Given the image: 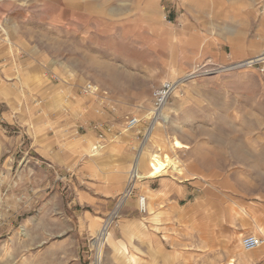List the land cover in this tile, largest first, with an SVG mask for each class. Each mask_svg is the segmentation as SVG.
Returning <instances> with one entry per match:
<instances>
[{"label": "rangeland", "instance_id": "374dc122", "mask_svg": "<svg viewBox=\"0 0 264 264\" xmlns=\"http://www.w3.org/2000/svg\"><path fill=\"white\" fill-rule=\"evenodd\" d=\"M208 67L147 137L153 90ZM246 234L264 238V0H0V264H264Z\"/></svg>", "mask_w": 264, "mask_h": 264}, {"label": "built area", "instance_id": "2783aa9c", "mask_svg": "<svg viewBox=\"0 0 264 264\" xmlns=\"http://www.w3.org/2000/svg\"><path fill=\"white\" fill-rule=\"evenodd\" d=\"M214 70H215V67H213V68L208 67V68L200 70V71H199V69H197V70L191 71L188 75H186L184 77H180L174 81L162 82L152 92V104H151V110H150L151 119L153 120V119H155L156 116H158L159 112L162 110L163 106L167 103V101L170 98L173 91L177 88V82L178 81H180L182 79L183 80H189V79L194 78L198 75L213 72ZM179 86H178V88H179ZM94 88L95 87H92V85L88 84V85H86L85 90L91 92L92 95L99 94V93H96L97 90H95ZM138 122H139V119L135 116H132L131 118H129L125 122L124 129L125 130L131 129ZM95 126H97V125H95ZM96 145L98 147L100 146V144H98V143ZM135 174H136V169H133V171L131 172L130 178L134 177L133 175H135ZM125 189H129V188L126 187ZM144 202H145V197H143V196L140 197L139 203H140V209L141 210H145ZM240 242H241L243 249L251 250V249H255L257 247L262 246L264 244V238H263V236H260V235L246 234V235H243L241 237Z\"/></svg>", "mask_w": 264, "mask_h": 264}, {"label": "bare ground", "instance_id": "6f19581e", "mask_svg": "<svg viewBox=\"0 0 264 264\" xmlns=\"http://www.w3.org/2000/svg\"><path fill=\"white\" fill-rule=\"evenodd\" d=\"M243 64H245V63H243ZM162 110L159 112L158 116H156L155 119H153L152 122L150 123L151 125H149L150 127H148L147 137L153 131V129L157 127L155 125L156 124L155 122L159 119V116H161L162 120L166 119V114H165L166 112L164 113ZM172 144L176 148L186 147V145L181 143L178 139H175ZM88 151L90 154H94L97 151L96 146L93 147L90 145ZM151 162H152V165H151V169L149 171V175H148L149 177H156V176L162 175L172 165V160H169V158L166 155H160V154L156 155L155 157H152ZM175 168L180 173V168H177L176 166H175ZM141 176H143V175L141 174ZM125 191H126V193H130L129 189H125ZM144 208L146 209V201L144 202ZM109 220H110V217L105 220V222L103 224L104 228H106V226L109 225ZM104 231L105 230L102 229L101 232L99 233V239L100 240H102V238H103ZM251 250H253V249H251ZM231 261L232 260H230V262L228 264H234Z\"/></svg>", "mask_w": 264, "mask_h": 264}, {"label": "crops", "instance_id": "0c3cea01", "mask_svg": "<svg viewBox=\"0 0 264 264\" xmlns=\"http://www.w3.org/2000/svg\"><path fill=\"white\" fill-rule=\"evenodd\" d=\"M240 62H242V61H240ZM237 63H239V62H237ZM232 65H235V64H232ZM46 139L42 140L41 143L39 144V150L41 151L42 157L45 158V159L51 160V161H59V158H60L59 156H61L60 151L57 148H55L53 145L50 144V140H48V139L46 140ZM90 145L93 146V147L96 146V150L97 151L94 154H90L89 151H88ZM90 145H86V148H85L87 150L88 155L89 156L96 155L98 153V151H99V147L97 145H95V144H90ZM143 147H144V145L142 146V148ZM142 148L138 149L137 154H138V152L140 154ZM137 154H136V157H135V163H136V160H137ZM66 156H67L66 158H68L69 153H66ZM73 157H74V155H72V158Z\"/></svg>", "mask_w": 264, "mask_h": 264}]
</instances>
